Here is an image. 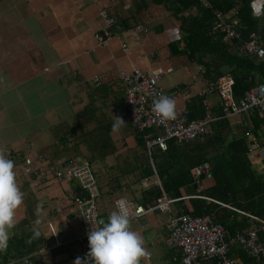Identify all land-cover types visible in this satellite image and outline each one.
Masks as SVG:
<instances>
[{"label": "crops", "instance_id": "crops-1", "mask_svg": "<svg viewBox=\"0 0 264 264\" xmlns=\"http://www.w3.org/2000/svg\"><path fill=\"white\" fill-rule=\"evenodd\" d=\"M157 1L0 0V154L27 155L31 145L45 167L56 159L57 151L55 155L48 154L50 146L57 143L54 134L59 130L77 128L94 136L97 130L104 129L109 134L101 141L105 146H116L117 152L97 160L92 168L109 175L113 166L123 168L121 161L117 164L118 155L125 148L135 150L136 144L134 130L126 123L112 131L115 116L125 122V92L117 78L120 70L139 69L151 77L162 75L161 86L166 94L187 84L185 94L174 99L175 109L192 107L196 99L205 98L219 107L218 91L206 80L203 64L193 62L182 51L184 42L178 21ZM104 9L121 22L114 38L101 45L95 35L102 28L100 11ZM169 69L172 72L168 73ZM95 80L100 83L98 87ZM245 118L232 119V132L237 137L242 134L238 124ZM38 167L34 163L31 171ZM23 168L29 174L24 165ZM63 190L61 185L38 196L47 206L55 200L65 205L57 200ZM99 208L109 214L115 209L114 202L111 207L100 202ZM166 215L154 212L130 222L151 256L149 260L141 257L140 264H169L167 258L173 245L167 241ZM68 226L72 240L52 241L51 245L66 246L75 256L81 251L80 243L68 247L76 242L82 229ZM73 262L67 252L55 257L45 252L40 264Z\"/></svg>", "mask_w": 264, "mask_h": 264}, {"label": "trees", "instance_id": "trees-1", "mask_svg": "<svg viewBox=\"0 0 264 264\" xmlns=\"http://www.w3.org/2000/svg\"><path fill=\"white\" fill-rule=\"evenodd\" d=\"M156 3L162 5L178 21L184 42L182 51L193 62L203 64L205 78L210 85L216 87V91L220 87H230L237 105H240L245 100L244 97L248 91L264 83V61L260 56L242 55L238 52L237 43L224 42L222 35L212 32L216 18L215 12L226 14L236 10L240 15L239 32L243 37L248 39L249 33H255L259 34L264 42V7L254 13L251 6L253 0H208L206 6L199 5L198 0H158ZM188 11L190 12L186 15ZM120 22L115 18L114 33ZM177 44L173 47L175 48ZM203 100L196 99L192 107H188L191 120L205 117L206 110ZM211 106L213 114L219 118L222 115L220 106L212 103ZM232 119L216 121L211 125L210 132L201 139L183 143L170 141L166 152L155 148L152 159L157 176L148 158L145 133L134 130L135 151L141 152L143 155L138 160L137 158L134 160L135 169L125 173L123 168L113 166L111 175L93 169L101 191L98 207L100 202L111 207L115 198L126 196L127 192L129 193L131 190L130 187L128 188L127 180L132 179L133 182L141 185V195L132 191L133 198H130L132 205L151 208L163 197V194L171 200L190 197L187 200H179L174 203L173 210L178 216H211L214 222L225 228L228 240L241 230V232L251 229L258 231L260 227L258 222L232 209L264 220V175L256 178L251 170L252 163L248 158L247 144V137L251 135L260 140L263 139L264 120L257 117H246V120H242L238 124L242 129V134L237 137L232 132ZM79 126L82 125L75 127ZM67 128L54 134L57 143L50 146L51 150L48 156L55 155L56 151L57 156L52 161L47 157L52 166L72 157H82L91 167H94L97 160L108 158L109 155H115L117 152L116 146H105L101 141L105 135L109 134L107 130H97L93 136L89 132L77 130V128L73 130L68 128V131ZM151 133L154 138H157L160 131L152 130ZM93 138L95 141H90ZM7 157L14 162L15 178L23 192V200L17 209L19 218L9 236L8 247L0 253V260L22 259L32 255L35 263L40 264L45 252H49L53 257L67 252L74 258V261L77 257L84 258L88 247L82 244H80L82 247L80 253L74 256L66 250V246L53 248L51 245L53 240H48L43 232L40 238H32L34 223L36 219H39L38 215L43 207L41 199L31 189L29 178H27L29 174L26 175L23 171L26 158L30 156L28 154L17 156L16 153L11 152L7 154ZM139 160L141 161L139 162ZM203 163L210 165L212 178L206 181L202 177L199 182H196L190 172ZM158 180L161 187L158 185ZM204 198H209L212 201ZM37 204L41 205L38 214L36 213ZM99 212L101 218H107L108 214H103L100 208ZM167 215L170 217L171 211H168ZM258 239L264 245V231H258ZM76 243L78 241L69 244L68 249ZM231 253L237 264H257L254 259L246 256L238 245L232 246ZM176 256L179 259L178 263L173 262V258ZM181 256L178 249L173 246L167 260L169 264H181ZM200 264H206V261L200 260Z\"/></svg>", "mask_w": 264, "mask_h": 264}, {"label": "built area", "instance_id": "built-area-1", "mask_svg": "<svg viewBox=\"0 0 264 264\" xmlns=\"http://www.w3.org/2000/svg\"><path fill=\"white\" fill-rule=\"evenodd\" d=\"M199 5L206 6L208 0H198ZM253 4V3H252ZM251 4V6H252ZM256 6L259 9L264 7V0H256ZM190 11L186 13L189 14ZM239 13L233 10L222 14L215 12V22L212 26V32L222 35L224 42L229 44L237 43L238 52L246 56H260L264 61V42L259 34L249 33L248 39H245L239 32L240 19ZM102 28L95 35L97 42L101 45L111 41L115 33V18L107 11H100ZM141 27H138L140 30ZM172 69H169L170 73ZM118 80L124 88V106L125 123L133 130L145 133V142L147 154L157 176L153 162V151L158 148L161 152H166L168 142L177 143L189 142L203 138L210 132L211 125L220 119H232L236 116L257 117L264 120V83L252 88L245 94V100L237 105L233 91L230 87H220L218 95L220 97V108L222 115L218 118L213 114L211 103L207 98L203 101L206 115L199 120H191L187 106L175 109V116L172 119H162L152 111V101L160 95H167L172 99L181 97L188 90V85L184 84L178 87L170 94H166L161 86L162 75L151 77L148 73L139 69L132 71L120 70ZM96 86L100 83L95 80ZM203 97L205 95L203 94ZM232 128H234L232 126ZM152 130H159L157 138L151 133ZM150 132V133H148ZM248 158L256 178L264 175V144L262 140L256 137H249ZM29 152L32 146H29ZM32 161L26 158L25 171L30 174L31 189L33 193L40 195L51 189H56L63 183L68 187L63 190V195L58 196L57 200H62L65 207L72 210V214L67 218L68 224L77 223L82 229V234L76 239L78 243L88 247L87 233L96 221L101 218L98 201L101 198L99 183L94 174L93 168L84 158H70L69 160L58 163L56 166H44V160L38 159ZM34 163H38V168H31ZM191 177L199 182L202 177L206 181L212 178L211 167L208 163H203L191 170ZM158 185L161 183L158 180ZM185 197L179 200H187ZM212 201L209 198H204ZM122 201L127 210L130 222L153 212L167 213L171 211L167 230L169 240L172 245L181 253V264H200V260L206 261V264H237L233 260L231 248L238 245L242 252L256 261L257 264H264V245L259 242L258 231H264V220L250 214L235 210L221 204L224 207L232 209L253 221L260 224L257 230H247L237 232L232 239L228 240L225 228L212 220L211 216L206 217H184L178 216L173 210L176 201L171 200L163 194V197L151 208H145L142 205H132L125 196H120L114 201V210L116 202ZM220 204V203H218ZM92 223V224H91ZM146 260L151 258L150 254L144 256ZM204 258V259H203ZM173 262L178 263V257L173 258ZM0 264H36L33 256H26L22 259L0 260Z\"/></svg>", "mask_w": 264, "mask_h": 264}, {"label": "clouds", "instance_id": "clouds-1", "mask_svg": "<svg viewBox=\"0 0 264 264\" xmlns=\"http://www.w3.org/2000/svg\"><path fill=\"white\" fill-rule=\"evenodd\" d=\"M252 8L254 13L258 12L256 0H253ZM152 111L162 119H172L175 116V101L167 95H160L153 99ZM124 123L115 116L112 131H117ZM15 176L13 160L0 154V253L8 247L9 230L15 226V213L23 200V192ZM116 206V210L111 211L106 219L96 221L97 226L91 223L92 227L87 233L88 252L84 258L77 257L74 264H140V258L146 255L143 238L131 229L123 202L118 200ZM40 209L41 205L37 204V214ZM41 235V222L36 219L32 238L37 239Z\"/></svg>", "mask_w": 264, "mask_h": 264}, {"label": "rangeland", "instance_id": "rangeland-1", "mask_svg": "<svg viewBox=\"0 0 264 264\" xmlns=\"http://www.w3.org/2000/svg\"><path fill=\"white\" fill-rule=\"evenodd\" d=\"M263 134H264V132H263ZM251 137H253V135H251ZM262 138L264 141V136ZM32 150H33V152L31 154L27 152L28 156H30L27 158H29L32 161L40 158V157H35V156H40V154L37 151H35V148H32ZM121 151H123V153L121 155H118L117 164H120L119 161H121V163L124 166L123 170H125V173L126 172L129 173L134 168V166H133L134 160L136 158L138 160L140 157H143V155L141 152L139 153L135 150H131V151L126 150V148L124 150H121ZM155 159H156V157H155ZM141 160H139V162ZM138 165H140V164L138 163ZM127 181L129 182L128 188L130 187L131 190L129 193L127 192L126 196L130 199V198H133L132 191H134L135 193H139V191L141 189V185L139 183L133 182L134 180H132V179L127 180ZM66 187H68V184L63 183L62 188L65 189ZM35 195H37V194L35 193ZM46 196H49V194H47ZM38 198L41 199L40 202H41V205H43L44 204L43 201H45V200H42V196H38ZM48 205L49 206L43 207V209L41 210V213L38 215V218L41 222L42 232L48 237V239L53 240V242L72 240L69 237L70 231H69V226L67 223V220L69 221V219H67V218L72 214L73 211L66 208L64 204L59 205L56 200L54 202H52L51 204L49 203ZM17 214H19L18 210H16V213H15V221H17V219L19 218V215H17ZM71 224L73 227L78 228V225H77L78 222L77 223L72 222ZM13 229L9 230V236L12 233ZM152 253H154V251ZM153 257H157V255L153 254Z\"/></svg>", "mask_w": 264, "mask_h": 264}, {"label": "bare ground", "instance_id": "bare-ground-1", "mask_svg": "<svg viewBox=\"0 0 264 264\" xmlns=\"http://www.w3.org/2000/svg\"><path fill=\"white\" fill-rule=\"evenodd\" d=\"M89 147V146H88ZM11 156V155H10ZM24 157V156H23ZM149 158V157H148ZM134 159V158H133ZM25 161V160H24ZM134 163V162H133ZM250 165V164H249ZM24 169V168H23ZM135 169V168H134ZM144 169V168H143ZM250 170V169H249ZM100 172V171H99ZM251 172V171H250ZM105 176V175H104ZM103 177V176H102ZM248 180V179H247ZM203 182V181H202ZM211 183V182H210ZM133 185V184H132ZM203 186V185H202ZM146 194V192H145ZM123 196V195H122ZM141 199V198H140ZM157 199V198H156ZM179 203V202H178ZM183 208V207H182ZM28 214V213H27ZM67 225V224H66ZM256 229V228H255ZM242 231V230H241ZM32 235V234H31ZM168 235V234H167ZM49 240V239H48ZM31 243V242H30ZM50 244V243H49ZM236 249V248H235ZM18 252V251H17ZM29 254V253H28ZM21 257V256H20ZM11 258V257H10ZM173 258V257H172ZM6 260V258H5ZM3 261V260H2ZM169 263V262H168Z\"/></svg>", "mask_w": 264, "mask_h": 264}]
</instances>
